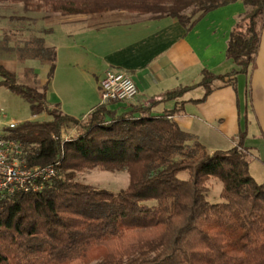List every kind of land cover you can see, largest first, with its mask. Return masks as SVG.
I'll use <instances>...</instances> for the list:
<instances>
[{"label": "trees", "instance_id": "1", "mask_svg": "<svg viewBox=\"0 0 264 264\" xmlns=\"http://www.w3.org/2000/svg\"><path fill=\"white\" fill-rule=\"evenodd\" d=\"M44 1L50 13L62 16L126 11L172 18L188 30L206 13L237 0ZM240 1L244 13L225 50L230 71L204 70L196 85L166 92L160 100L202 87L203 101L217 84L234 86L238 75L249 76L264 26V0ZM4 2L28 8L33 0ZM13 50L20 62L48 65L47 80L41 90L17 84L14 72L0 64V87L28 103L33 116L44 112L52 120L25 121L7 129V136L23 145L30 165L59 166L40 193L0 199V264H264V185L249 172L246 130L234 147L208 154L170 112L152 115L150 107H132L118 114L107 103L73 118L58 105H45L56 49L33 37ZM69 126L75 133L61 143V131ZM93 168L125 170L129 184L111 192L74 181L75 173ZM212 179L221 184L216 203L206 199Z\"/></svg>", "mask_w": 264, "mask_h": 264}, {"label": "crops", "instance_id": "2", "mask_svg": "<svg viewBox=\"0 0 264 264\" xmlns=\"http://www.w3.org/2000/svg\"><path fill=\"white\" fill-rule=\"evenodd\" d=\"M243 13L244 6L237 0L206 13L188 30L168 17L94 22L92 17L80 15L76 19L80 25L54 45L56 63L46 101L55 92L61 61L66 69L78 67L91 77L97 91L106 72L125 71L133 79L137 94L127 102L108 103L109 110L119 114L132 107H150L152 115L170 112V119L178 128L195 136L208 154L234 147L240 130H246L244 143L252 155L249 172L258 184H264V26L249 76L238 75L234 86L217 84L203 101H198L204 94L202 87L160 100L166 92L196 85L204 70L216 75L230 71L231 65L225 58L227 40ZM87 102L83 99V104ZM99 104L100 97L96 104L81 110L82 98L77 103L59 100L52 105L75 117L85 116Z\"/></svg>", "mask_w": 264, "mask_h": 264}, {"label": "rangeland", "instance_id": "3", "mask_svg": "<svg viewBox=\"0 0 264 264\" xmlns=\"http://www.w3.org/2000/svg\"><path fill=\"white\" fill-rule=\"evenodd\" d=\"M44 2V0H33L31 6L28 8H25L20 2L0 3V64L14 72L17 84L32 88L37 87L39 90L42 89L47 80L48 65L36 60L20 62L18 54L13 49L17 46H22L25 40L33 37L43 39L45 45L48 47H54V45L59 43L60 39L65 37L66 34L72 33L80 25L78 24V20H76L80 15L62 16L58 13H50ZM113 12L114 14H107L111 12L104 13L105 15L102 14L101 18L99 15L85 16H90L94 22H97L111 18H120V21H124L125 19H149L151 15L126 11ZM88 21L91 24L89 19ZM58 49L62 50V46L59 45ZM27 70H32L36 76L34 77ZM54 86L55 92L53 96H50L45 102L48 108L49 106L52 107L50 109H53V106L59 100H62L65 104H70L77 103V100L82 98V105H80L79 110L86 106H92L99 101V88L97 91L95 81L83 74L78 67L66 69L63 61L59 64ZM83 99L84 101L87 99L88 102L83 104ZM81 117V115H76L73 118L80 119ZM51 120L52 118L44 112L33 116L28 103L6 88L0 87V132L5 133V125L10 122L21 124L25 121L47 122ZM74 133L75 129L73 127H66L61 131L59 140L61 143L68 141ZM257 167H260L259 169L262 170L261 166L257 165ZM180 176L185 177L186 174L183 173ZM254 180L258 182V179ZM74 181L95 189L119 192L128 186L129 176L125 170L106 171L100 168H93L75 173ZM260 184H263V182ZM206 186L207 201L210 203L219 202L220 182L212 179L208 181Z\"/></svg>", "mask_w": 264, "mask_h": 264}, {"label": "built area", "instance_id": "4", "mask_svg": "<svg viewBox=\"0 0 264 264\" xmlns=\"http://www.w3.org/2000/svg\"><path fill=\"white\" fill-rule=\"evenodd\" d=\"M98 88L101 104L127 102L137 94L133 79L122 70L106 72L99 81ZM5 126V133L0 132V199L18 194L40 193L50 187L59 163L30 165L23 145L7 136L6 130L13 129L18 124L10 122Z\"/></svg>", "mask_w": 264, "mask_h": 264}]
</instances>
